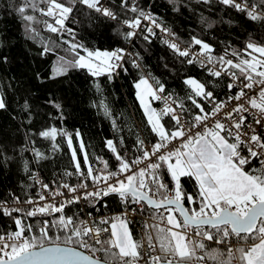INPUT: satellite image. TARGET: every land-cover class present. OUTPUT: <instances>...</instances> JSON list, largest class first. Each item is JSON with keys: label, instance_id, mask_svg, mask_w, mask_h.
I'll return each instance as SVG.
<instances>
[{"label": "snow or ice", "instance_id": "obj_1", "mask_svg": "<svg viewBox=\"0 0 264 264\" xmlns=\"http://www.w3.org/2000/svg\"><path fill=\"white\" fill-rule=\"evenodd\" d=\"M218 2L251 21L264 22V0L252 5L247 0ZM77 3L126 26L128 31L121 35L129 42L144 32L143 39L149 40L156 35L154 28L175 37L150 6L142 8L135 0H119L122 10L135 14L122 21L102 0H24L16 10L28 22L25 30L33 38L39 33L31 25L38 21L26 14L29 8L51 18L53 22L43 21L47 31L67 32L74 39V30L66 21ZM65 43L73 59L59 57L51 69L52 79L66 75L70 68L86 69L93 77L107 75L109 80L117 69L127 71L123 68L124 48L100 50ZM164 43L187 58L189 65H212L207 69L211 77H227L226 98L209 90L207 81L192 76L183 80L188 87L183 97L166 92L155 77L153 84L141 76L134 84L136 98L155 140L146 142L137 136L139 155L134 157L122 155L113 140H107L106 147L117 161L115 170L101 157L96 159L103 167H93L81 141L83 167L76 150L71 152L79 183H62L48 195L39 194L43 204L29 198L23 202L33 206L27 211L0 201V214L10 217L15 226L0 234V264H264V43L249 40L245 55L231 52L235 60L228 58L227 48L223 54L213 55V47L195 36L183 49L175 39ZM193 45L200 47L198 53L190 51ZM50 51L53 49L44 45L41 54ZM132 64L140 67L136 60ZM153 100H162L164 107L157 110ZM100 106L111 115L106 104ZM3 108L5 102L0 98ZM56 134L55 128L40 133L52 139ZM68 146L72 148L71 135ZM185 180L193 183L194 191L185 190ZM109 196L122 206L115 215L97 219L83 207L86 203L99 212L96 204ZM20 203L19 197L13 199V204ZM73 206L80 207L73 211ZM38 216L53 219L38 221V227L25 221ZM136 216L143 221L139 239L130 227Z\"/></svg>", "mask_w": 264, "mask_h": 264}, {"label": "trees", "instance_id": "obj_2", "mask_svg": "<svg viewBox=\"0 0 264 264\" xmlns=\"http://www.w3.org/2000/svg\"><path fill=\"white\" fill-rule=\"evenodd\" d=\"M135 2L145 9L150 6L159 22L173 31L177 39L191 41L195 36L209 43L215 56L223 54L227 48L228 58L235 60L231 52L236 50L245 55V45L249 40L264 43V22L251 21L244 13L218 0H211L210 3L203 0ZM23 3L24 0H0V98L5 102V108L0 109V201L10 202L15 197H19L20 201L31 198L37 189V176L50 188L62 183H79L81 177L75 173L72 149L76 150L82 167L83 154L87 152L93 167H103L96 159L101 157L108 161L112 170L116 169L117 161L106 147L107 140H113L117 150L126 157L139 155L136 151L137 136L146 142L155 140L136 98L134 84L141 76L148 77L153 84L152 77H155L165 85L166 92L180 97L188 91L183 84L188 76L201 82L207 81L209 90L219 98L227 92L226 77H211L207 69L201 68L198 63L187 64V58L179 57L157 36H149L146 41L143 35L147 33L144 32L130 42L125 40L121 33L128 31L126 26L80 3L75 5L66 21V26L74 30V39L67 32L47 31L43 21L53 22L51 18L29 8L26 14L34 15L38 21L31 25L39 33L33 38L25 30L28 22L22 20L16 10ZM247 3L259 4L260 0H247ZM39 6L46 7L44 4ZM108 7L119 15L121 21L135 15L122 10L119 0H109ZM65 41L83 44L89 49H128L140 67H133V60L126 55L123 68L127 71L118 69L111 80L107 75L93 77L86 69L78 68H70L66 75L52 79L51 69L59 57L73 59ZM44 45L53 51L42 55ZM101 102L108 106L111 115L105 114ZM151 103L156 106L155 100ZM164 120L167 121L168 117ZM52 128L57 130L55 139L40 135ZM77 131L79 137L76 136ZM68 135L72 137V148L68 146ZM81 141L84 152L80 149ZM37 153L40 155L37 156ZM69 172L73 174L66 175ZM184 188L194 191L193 183L187 180ZM103 204L110 207L105 208ZM79 207L73 206L72 210ZM83 207L86 211L94 210L86 203ZM96 208L107 213L119 210L121 206L116 197L109 196L97 203ZM28 219L38 227V221L53 217ZM0 230H15L10 217L0 214Z\"/></svg>", "mask_w": 264, "mask_h": 264}, {"label": "built area", "instance_id": "obj_3", "mask_svg": "<svg viewBox=\"0 0 264 264\" xmlns=\"http://www.w3.org/2000/svg\"><path fill=\"white\" fill-rule=\"evenodd\" d=\"M108 1H109V0H102V3H104L105 6H108ZM238 2H241V0H238ZM99 14H100V13H99ZM143 23L146 25L148 22H147V21H144ZM154 31L156 32V35H155V36H157L162 42H164V40H173V39H175V42H177V43L180 45V47H181L182 49L188 47V43L190 42L188 39L179 40V39L176 38V36H175V37H169L166 33L160 31V29H155V28H154ZM172 32H173V31H172ZM173 33H174V32H173ZM190 51H191L193 54H195V53H198V52L200 51V48L197 47L196 45H193L192 48L190 49ZM126 53H127V56L131 57L132 60L134 59V57L130 56V53H129L128 49H126ZM198 64H199V63H198ZM199 65H200V64H199ZM200 67H201V65H200ZM211 67H212V65H207V67H201V68H206V69H208V68H211ZM217 68H219V65H217ZM117 71H118V69L116 70V72H117ZM207 71H208V70H207ZM116 72H115V73H116ZM226 78H227V77H226ZM234 91H235V90H234ZM224 98H226V97L224 96V97H222L221 99H224ZM155 102H156V106H155V108H156L157 110H160L161 108L164 107V102H163L162 100H161V101H156V100H155ZM36 181H37V189H36V191H35V194L31 197V199L37 201L39 204H43V203H45V201H39V194H45V195H48V193H49L51 190L57 189V187H56V188H50V187H49L48 189H44V188H42L41 185L44 184V183H43L42 179H41L39 176H37ZM74 185H76V184H74ZM60 190H61V191H66V190H64V189H60ZM56 199L59 200V199H61V198H60V197H57ZM49 200H51V197H50V196H49ZM23 202H24V201H21V203H20L19 205H15V204H13V201H10V202H7V206H9V207H16V206H19V207L24 208L25 211H27V210H29L31 207H33L32 205H28V204L23 203ZM53 202H55V201H53ZM121 210H122V206H121V208H120L119 210H115V211H111V212H107V213H102V212H100V211L97 212L95 209H94L93 211H91V212H92L93 216H95V217L98 219L101 215H103V216H111V215H115L116 213H118V212L121 211ZM13 214H20V213H13ZM132 219H133V223L130 225V227H131V228L133 229V231L136 233V235H137V239H139V238H140V235H141V226H142L143 221L140 220L139 216L133 217ZM25 221H26V223H30L28 218H25ZM4 233H5V232H2V231L0 230V234H4Z\"/></svg>", "mask_w": 264, "mask_h": 264}]
</instances>
